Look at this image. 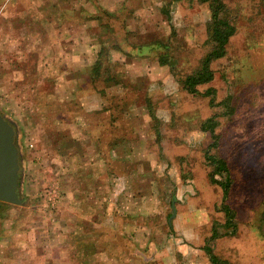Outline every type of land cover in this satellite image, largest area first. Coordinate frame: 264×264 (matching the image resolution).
Here are the masks:
<instances>
[{"label":"rangeland","instance_id":"rangeland-1","mask_svg":"<svg viewBox=\"0 0 264 264\" xmlns=\"http://www.w3.org/2000/svg\"><path fill=\"white\" fill-rule=\"evenodd\" d=\"M223 1L237 31L212 64L214 80L192 94L181 81L214 46L206 2L0 0V112L15 127L24 199L0 202V264L9 248L14 264L17 249L41 248L38 234L53 248L66 190L76 185L84 198L94 179L108 234L125 238L111 247L139 251L125 263L213 264L207 245L228 264H264V0ZM211 87L213 103L203 93ZM73 91H89V108L102 99L105 110L84 113ZM86 115L92 125L80 122ZM210 118L236 229L210 178ZM129 224L140 228L137 243Z\"/></svg>","mask_w":264,"mask_h":264},{"label":"crops","instance_id":"crops-1","mask_svg":"<svg viewBox=\"0 0 264 264\" xmlns=\"http://www.w3.org/2000/svg\"><path fill=\"white\" fill-rule=\"evenodd\" d=\"M88 95L89 91H73L72 93V97L75 99V102L83 108L84 113L91 110H102V99L100 100L98 107L94 104L93 107L89 108L88 103L84 101V98H87ZM79 99L81 102L78 101ZM79 120L81 123L84 121L85 124L92 125L89 124L91 121L88 119V115H86L84 119ZM92 138L98 140V136L96 135ZM99 158L102 159V156L99 157L95 152L94 160ZM96 181H98V179H94V184L91 186V188L93 187L92 190L90 188V191L88 190L89 193H85L84 198L77 197L78 190L76 185L69 190H66V192L68 191V197L70 198L72 196V199L70 198L69 201L68 213L63 203L62 205H59V211H57V215L53 217L54 231L52 234L53 239H51L55 243L53 248H47L50 239H46L45 237L40 239L38 234V243L40 242L42 247L40 248L39 246L35 251L33 247L26 246L23 249H17L20 251V254L15 256L16 264H29L28 261L25 260L27 256L33 261H36V264H127L124 262L123 257L127 255L128 257H131L139 252L137 249L134 250L133 247L121 248V244L119 246L111 247V239L119 243V240L123 241L125 238L122 233L120 237L118 236L115 238L108 234L109 218L107 216L106 219L107 208H105L106 206H103V204L106 203L103 200H99L102 196L101 188H103V186L101 184V186L98 187ZM96 195H98L99 199L91 200L92 196L96 197ZM98 202H100L99 205ZM114 224L117 226V230L120 231L119 227H122L121 231H123L120 218L116 217L114 219ZM128 226L133 230H138L136 232L137 235L135 234V231L128 235V242L137 243V238L135 236H139L140 228H138V225L131 226L129 224ZM98 227L104 231L101 230L100 232L94 233L93 229ZM4 241L6 244L5 246L7 247L6 239ZM8 253L4 256L3 264H14L12 260L13 251H11V248H9ZM133 260L134 259H132V261Z\"/></svg>","mask_w":264,"mask_h":264},{"label":"trees","instance_id":"trees-1","mask_svg":"<svg viewBox=\"0 0 264 264\" xmlns=\"http://www.w3.org/2000/svg\"><path fill=\"white\" fill-rule=\"evenodd\" d=\"M200 1L208 3L211 11V22L209 23L208 34L214 46L213 49L204 57L201 65L191 73L187 74L181 81L184 89L192 94H197L201 92L199 89L201 85L208 84L214 80L215 71L212 68V64L215 60L221 59L227 54L228 44L232 36H234V34L237 31L235 23H233V21H231L228 16L229 11L228 8H226V4L224 3L223 0H200ZM162 63H165V61H162ZM95 66H96L95 70L98 71L100 68V63L97 62ZM103 92L104 91H101V93ZM203 93L209 97L210 103H213L215 101L216 98L215 88L213 87L208 88ZM229 99L230 98L228 97L227 101H229ZM104 110L105 108H102V110L99 111L100 115L103 113ZM214 127H215V121L212 118L208 119L206 122L202 124V129L205 131H209L214 140L210 144L209 146L210 150L208 149L206 154V158L210 161V163L213 166V169L210 173V178L214 183L219 184L223 190L222 208L224 209L227 218L225 225L232 229H236V224H235L236 214L232 209V207L230 206V204L227 202L231 191V177L229 174L228 163L226 162L225 159L211 153V150L217 147L218 139H219V137L215 133ZM99 149H101V147H99ZM217 176H220L221 178H218ZM216 236H218V233L214 232L212 237L216 238ZM205 249L207 250L210 256V260L213 264H228L222 261L217 255H215L211 247H208L206 245Z\"/></svg>","mask_w":264,"mask_h":264},{"label":"water","instance_id":"water-1","mask_svg":"<svg viewBox=\"0 0 264 264\" xmlns=\"http://www.w3.org/2000/svg\"><path fill=\"white\" fill-rule=\"evenodd\" d=\"M13 123L0 112V201L23 204L19 188V148Z\"/></svg>","mask_w":264,"mask_h":264}]
</instances>
